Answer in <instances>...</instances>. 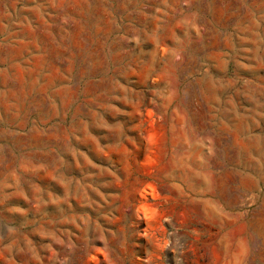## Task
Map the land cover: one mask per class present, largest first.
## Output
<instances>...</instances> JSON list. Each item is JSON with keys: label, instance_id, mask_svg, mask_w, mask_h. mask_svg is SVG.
<instances>
[{"label": "rangeland", "instance_id": "1", "mask_svg": "<svg viewBox=\"0 0 264 264\" xmlns=\"http://www.w3.org/2000/svg\"><path fill=\"white\" fill-rule=\"evenodd\" d=\"M0 264H264V0H0Z\"/></svg>", "mask_w": 264, "mask_h": 264}]
</instances>
